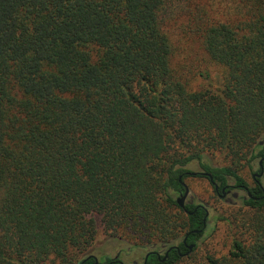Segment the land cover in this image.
Instances as JSON below:
<instances>
[{
    "label": "trees",
    "instance_id": "1",
    "mask_svg": "<svg viewBox=\"0 0 264 264\" xmlns=\"http://www.w3.org/2000/svg\"><path fill=\"white\" fill-rule=\"evenodd\" d=\"M195 1L0 0V264H95L102 229L156 249L182 236L183 255L147 264H264V185L243 175L264 170V0L227 21ZM180 14L210 63L198 87L168 28ZM192 162L216 193L248 187L228 252L204 261L185 257L210 211L177 200Z\"/></svg>",
    "mask_w": 264,
    "mask_h": 264
},
{
    "label": "rangeland",
    "instance_id": "2",
    "mask_svg": "<svg viewBox=\"0 0 264 264\" xmlns=\"http://www.w3.org/2000/svg\"><path fill=\"white\" fill-rule=\"evenodd\" d=\"M243 4L244 1L242 0H196L194 6L198 10H207L214 19L227 21L237 16L238 8ZM188 18L189 16L180 14L177 19L170 22L168 28L177 47L178 59L181 61L185 59L190 62L189 67L193 69L191 73L190 71L187 72L188 82L198 87L202 82L198 70L207 68L210 63L205 58L204 50L197 36L185 31L184 26L188 22ZM210 69L214 77L220 72L219 68L213 64ZM205 159L212 165L225 164L220 153L207 154ZM187 167L195 172L203 171L198 162H192ZM254 173H258L257 164L252 170L247 168L243 172L250 185L256 181L253 177ZM260 179L264 185V176ZM186 183L190 188L188 202L206 204L210 211V224L212 223L215 227L200 238L198 246L186 255L185 261H204L208 254L217 256L226 254L230 247L232 235L238 232L237 218L243 212V198L246 191L234 189L227 196L221 197L215 192L209 179L203 175L188 176ZM215 216H223L225 219L218 220ZM116 232L114 236H110L109 232L102 229L92 247L82 256L94 254L100 261L104 262L107 258L120 253V258L127 264H143L146 251L157 247L155 242L148 243L144 241V238L137 239L134 236H129V234ZM181 239L182 236L177 237L170 244H177Z\"/></svg>",
    "mask_w": 264,
    "mask_h": 264
},
{
    "label": "flooded vegetation",
    "instance_id": "3",
    "mask_svg": "<svg viewBox=\"0 0 264 264\" xmlns=\"http://www.w3.org/2000/svg\"><path fill=\"white\" fill-rule=\"evenodd\" d=\"M196 173V174H195ZM197 173H199V174H201V175H203V176H205V177H209L208 176V173L209 172H206L205 170H203V171H198V172H194V174L195 175H198ZM259 173V172H258ZM263 176V175H262ZM262 176H259L257 173H254L253 174V177H254V179L258 182V177L260 178V177H262ZM215 186V189L218 191L219 190V185H213V187ZM231 185H226V186H224V188L222 189V191H223V193L222 194H220V193H218L217 192V194H219L221 197H225V196H227L230 192H232V190H234V189H242V190H245L246 192H248V187H245V188H242V187H237V188H232V187H230ZM185 190V189H184ZM183 192L184 191H182V192H180L179 193V196H178V198H177V200L182 196V194H183ZM189 196V195H188ZM188 196L186 197V199H185V201H184V206L183 207H185L186 206V204L187 203H194V202H188V200H187V198H188ZM180 205V204H179ZM195 205H196V208L198 207V206H200L202 209H204V210H206V217L209 215V208H208V206L206 205V204H204V203H195ZM195 208V209H196ZM187 212V214H193L194 213V211H186ZM206 217H205V220H206ZM205 225H206V222L204 223ZM197 230V229H196ZM183 242H184V244H185V247L186 248H188L189 249V246L190 245H192V244H195L194 242H190L188 239H187V235H185L184 236V238H183ZM172 246H177V247H175V248H172L171 250H178V252L181 254V255H183L184 254V252H182V250H181V248H180V244L179 243H177V244H170L169 246H166V247H163V248H161V249H153V248H150V249H148L147 251H146V254H145V256H144V260H143V264H147V261H148V258L150 257V255H154V256H156L159 260H162V261H165L166 259H167V257L169 256V252L171 251V250H169ZM167 253H168V255H167ZM110 259H112V260H118L119 262H124L121 258H120V253H118V254H116L114 257H110ZM108 260V258L104 261V262H106ZM100 262H103V261H100L99 260V263ZM98 263V264H99ZM125 263V262H124Z\"/></svg>",
    "mask_w": 264,
    "mask_h": 264
},
{
    "label": "water",
    "instance_id": "4",
    "mask_svg": "<svg viewBox=\"0 0 264 264\" xmlns=\"http://www.w3.org/2000/svg\"><path fill=\"white\" fill-rule=\"evenodd\" d=\"M262 163H263V160H260V165H261V166H262ZM263 173H264V170H263V168L261 167V171H260L259 173H257V174H258L259 176H262ZM208 176L212 179V175H211V173H208ZM183 184H184V188H185V190H184L182 196L178 199V203L180 204L181 207L184 206V201H185L186 197H187V196L189 195V193H190V188H189V186H188L185 182H184ZM247 189H248V188H247ZM198 231H199V230H194V232H198ZM194 246H195V244L190 245V246H189V251H191V250L194 248ZM175 247H177V246H172L169 250H171L172 248H175ZM167 255H168V253H167ZM87 258H94V259H95V264H98V263H99V258H98L96 255H94V254H90V255H88Z\"/></svg>",
    "mask_w": 264,
    "mask_h": 264
}]
</instances>
